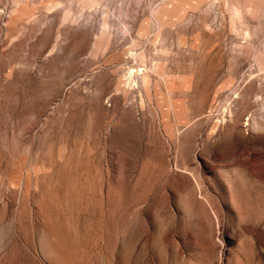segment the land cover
Masks as SVG:
<instances>
[{
    "label": "rangeland",
    "instance_id": "1",
    "mask_svg": "<svg viewBox=\"0 0 264 264\" xmlns=\"http://www.w3.org/2000/svg\"><path fill=\"white\" fill-rule=\"evenodd\" d=\"M0 264H264V0H0Z\"/></svg>",
    "mask_w": 264,
    "mask_h": 264
}]
</instances>
